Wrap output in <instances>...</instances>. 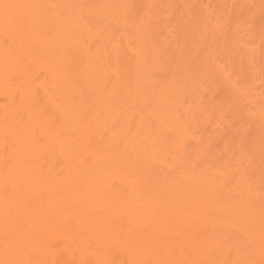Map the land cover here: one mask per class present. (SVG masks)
Instances as JSON below:
<instances>
[{
    "label": "bare ground",
    "instance_id": "6f19581e",
    "mask_svg": "<svg viewBox=\"0 0 264 264\" xmlns=\"http://www.w3.org/2000/svg\"><path fill=\"white\" fill-rule=\"evenodd\" d=\"M0 264H264V0H0Z\"/></svg>",
    "mask_w": 264,
    "mask_h": 264
}]
</instances>
